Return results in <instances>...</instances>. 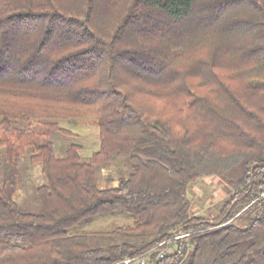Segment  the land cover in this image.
Returning <instances> with one entry per match:
<instances>
[{"label":"trees","instance_id":"16d2710c","mask_svg":"<svg viewBox=\"0 0 264 264\" xmlns=\"http://www.w3.org/2000/svg\"><path fill=\"white\" fill-rule=\"evenodd\" d=\"M64 119L95 121L98 148L58 154ZM27 150L36 212L15 199ZM209 177L226 198L195 215ZM263 192L264 0H0V264H112L173 230L160 264H264Z\"/></svg>","mask_w":264,"mask_h":264},{"label":"rangeland","instance_id":"374dc122","mask_svg":"<svg viewBox=\"0 0 264 264\" xmlns=\"http://www.w3.org/2000/svg\"><path fill=\"white\" fill-rule=\"evenodd\" d=\"M60 126L68 130L64 132H54L51 139L55 144L58 154H61L69 142L78 143L81 146L82 156H89L99 146V129L93 120L64 119L60 120ZM117 158L112 160L111 170L127 171L125 164L115 165L121 161ZM19 169V185L15 194L16 201L20 206L28 211L36 212L38 210V201L36 199L35 189L38 185L44 183V177L41 173L39 163H31L29 160V150L16 159ZM109 169V168H108ZM104 169V174L108 172ZM100 187H109L116 184V181L108 183L105 180L98 182ZM190 211L195 215L215 214L220 203L226 198L225 189L217 183L213 177L205 180L199 178L189 185ZM131 218L124 212L107 213L85 220L75 227L77 232L91 233L93 231L108 230L112 227L130 224ZM110 236V235H109ZM108 234H99L97 240L102 244L118 242L122 240L121 236Z\"/></svg>","mask_w":264,"mask_h":264},{"label":"built area","instance_id":"2783aa9c","mask_svg":"<svg viewBox=\"0 0 264 264\" xmlns=\"http://www.w3.org/2000/svg\"><path fill=\"white\" fill-rule=\"evenodd\" d=\"M264 196V192L260 194ZM190 232L172 231L171 235L154 246L135 255L125 256L112 264H160L166 255L173 252L177 241L185 240Z\"/></svg>","mask_w":264,"mask_h":264}]
</instances>
